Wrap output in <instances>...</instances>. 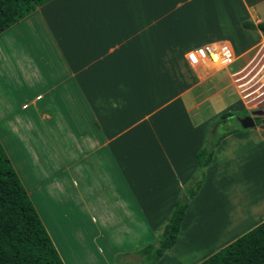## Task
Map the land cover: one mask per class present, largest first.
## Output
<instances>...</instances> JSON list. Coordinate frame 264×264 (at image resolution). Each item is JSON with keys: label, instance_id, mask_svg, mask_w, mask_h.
Returning a JSON list of instances; mask_svg holds the SVG:
<instances>
[{"label": "crops", "instance_id": "0c3cea01", "mask_svg": "<svg viewBox=\"0 0 264 264\" xmlns=\"http://www.w3.org/2000/svg\"><path fill=\"white\" fill-rule=\"evenodd\" d=\"M228 42L236 59L264 49V0H50L0 33V143L63 264L136 263L157 242L239 101L242 63L187 55ZM263 221L259 122L219 141L156 264H199Z\"/></svg>", "mask_w": 264, "mask_h": 264}, {"label": "trees", "instance_id": "16d2710c", "mask_svg": "<svg viewBox=\"0 0 264 264\" xmlns=\"http://www.w3.org/2000/svg\"><path fill=\"white\" fill-rule=\"evenodd\" d=\"M49 1L0 0V33ZM233 116L234 113L226 112L219 119ZM241 129L238 125L219 135L208 132L204 146L196 155L198 169L176 200L159 239L136 251L140 261L129 264H156L173 247L188 202L202 186L216 146L226 134ZM0 264H63L1 143ZM199 264H264V221Z\"/></svg>", "mask_w": 264, "mask_h": 264}, {"label": "rangeland", "instance_id": "374dc122", "mask_svg": "<svg viewBox=\"0 0 264 264\" xmlns=\"http://www.w3.org/2000/svg\"><path fill=\"white\" fill-rule=\"evenodd\" d=\"M242 61V62H240ZM234 62L242 63V70L238 74L232 76V82L230 90H234L237 93L238 105L234 107L230 112L237 116H243L245 114L253 116H264V49H258L250 52L243 57L234 58V60L224 67H214L213 70L222 71L223 69L229 68ZM233 97L229 94L224 96L223 103L218 104L215 101L213 104V111L217 112L222 106H227L233 103ZM217 118L211 126V130L214 134L223 132L224 130H217L218 125ZM260 120H257L259 123ZM238 124L234 121H229L227 127L236 128ZM221 128V127H220ZM90 218V217H89ZM58 219L62 222V216ZM78 220V216L76 217ZM98 249L104 251L102 245H98Z\"/></svg>", "mask_w": 264, "mask_h": 264}, {"label": "built area", "instance_id": "2783aa9c", "mask_svg": "<svg viewBox=\"0 0 264 264\" xmlns=\"http://www.w3.org/2000/svg\"><path fill=\"white\" fill-rule=\"evenodd\" d=\"M236 56V49L231 43H225L219 48L205 46L188 53L187 59L192 67L214 68L230 64Z\"/></svg>", "mask_w": 264, "mask_h": 264}, {"label": "flooded vegetation", "instance_id": "af4514ba", "mask_svg": "<svg viewBox=\"0 0 264 264\" xmlns=\"http://www.w3.org/2000/svg\"><path fill=\"white\" fill-rule=\"evenodd\" d=\"M247 115L248 114L243 115V116H247ZM243 116H237V115H235L233 117H227L225 119L219 120L218 121V125H216V128H217V130H220V129H222V130H228L229 127H227V124H228L229 121H234V122H236L239 125L237 118L238 117H243ZM253 118H254L256 124H257V120H260L261 123H264V116L263 115L262 116H260V115L253 116Z\"/></svg>", "mask_w": 264, "mask_h": 264}, {"label": "water", "instance_id": "95a60500", "mask_svg": "<svg viewBox=\"0 0 264 264\" xmlns=\"http://www.w3.org/2000/svg\"><path fill=\"white\" fill-rule=\"evenodd\" d=\"M237 120H238V123L242 129H250V128H254L256 126V122L251 115L238 117ZM183 200L186 201L187 198L183 197Z\"/></svg>", "mask_w": 264, "mask_h": 264}]
</instances>
